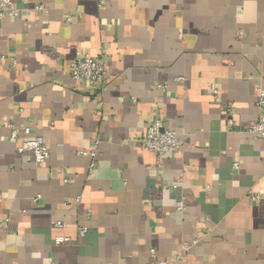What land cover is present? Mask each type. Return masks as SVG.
Masks as SVG:
<instances>
[{"label": "crops", "instance_id": "0c3cea01", "mask_svg": "<svg viewBox=\"0 0 264 264\" xmlns=\"http://www.w3.org/2000/svg\"><path fill=\"white\" fill-rule=\"evenodd\" d=\"M13 3L0 20V264H264V138L247 131L264 0ZM103 50L104 82L74 80L77 55ZM156 118L182 139L162 167L139 141ZM8 123L42 135L48 161ZM93 149L90 169L78 152Z\"/></svg>", "mask_w": 264, "mask_h": 264}, {"label": "built area", "instance_id": "2783aa9c", "mask_svg": "<svg viewBox=\"0 0 264 264\" xmlns=\"http://www.w3.org/2000/svg\"><path fill=\"white\" fill-rule=\"evenodd\" d=\"M14 14L17 16L20 10L14 5L13 0H0V20L7 14ZM108 66V56L103 50L98 55L78 54L75 60L71 64V74L74 80L79 82H104ZM218 93V91H216ZM258 108V120L248 128V132L254 138H264V87L259 88V94L257 98ZM229 103L226 106V111L229 115H232L233 108ZM10 128V135L13 139H18L20 132L22 131L26 136L19 145L21 152H31L37 163H45L51 156L50 149L45 141V138L37 133L33 132L30 125L24 126L21 131L13 123H8ZM235 126V121L231 116L228 120V128L232 129ZM139 141L145 150L154 152L157 156L158 165L163 166L166 155L169 152H176L182 146L181 134L174 128L167 127L162 118H156L149 125L146 133L139 137ZM79 154L89 155L93 158L90 164V169L96 166L95 157L97 150L79 151ZM238 163L234 166L238 167ZM252 200H259V195H252ZM176 209L180 212H184L186 209V203L184 199L176 202ZM56 225H62L61 222H56ZM87 226L79 227V235L84 236L87 232ZM69 240L68 237L59 236L56 238V242L61 243ZM190 247V242H184L183 253L178 257H181ZM151 253L155 256L156 250L151 249ZM59 264V263H56ZM158 264H167V260L158 259Z\"/></svg>", "mask_w": 264, "mask_h": 264}]
</instances>
